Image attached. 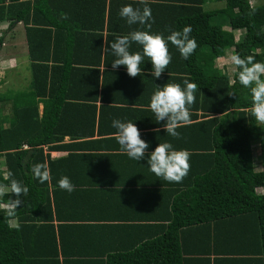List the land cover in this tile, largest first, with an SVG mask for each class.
<instances>
[{
	"label": "trees",
	"instance_id": "16d2710c",
	"mask_svg": "<svg viewBox=\"0 0 264 264\" xmlns=\"http://www.w3.org/2000/svg\"><path fill=\"white\" fill-rule=\"evenodd\" d=\"M210 2L224 6L208 10ZM127 4L143 7L139 0H0V23L25 26L32 72L27 89L0 92V157L5 165L0 188H6L0 192V264H264V126L250 115L249 88L239 84L234 71L216 63L219 54L229 55L231 49L233 55L264 63V0L256 5L250 0H148L151 32L166 36L191 25L197 48L185 60L169 43L171 61L160 78L124 72L106 96L108 72H115L106 49L110 55L116 36L143 28L129 26L119 16ZM228 26L241 36L236 39ZM130 51L142 47L133 42ZM146 58L140 66L151 71ZM118 69L126 71L125 66ZM185 79L197 88L189 121L176 129L179 135L168 136L164 122L153 118L139 127L152 129L151 147L167 140L191 153L183 186L156 177L147 162V170L139 171L141 160L140 169L132 172V189L117 190L130 198L129 215L105 216L108 223L125 222L101 225L95 215L83 216L80 209L79 214L69 200L81 189L73 166L87 163L94 170L99 164L95 157L108 155H89L87 160L88 155L73 152L80 145L64 143L65 137L74 140L108 128L104 115L109 106L98 107L97 101L118 102L128 90L151 95L165 83L183 85ZM6 107L11 113L2 116ZM124 110L129 109H123L128 115ZM129 112L128 118L138 120L134 110ZM256 144L262 170L254 162ZM51 150L69 153L53 158ZM36 163L48 165L44 183L31 172ZM8 173L27 187L26 194L12 192L10 180L4 179ZM62 176L74 185L71 193L59 188ZM114 188L97 190L107 191L102 197L107 199ZM99 207L104 212L116 206L108 201L96 204L100 212ZM158 210L161 214H154ZM220 224L229 227L225 235L218 234ZM93 242L102 245L81 250Z\"/></svg>",
	"mask_w": 264,
	"mask_h": 264
},
{
	"label": "clouds",
	"instance_id": "9594fccd",
	"mask_svg": "<svg viewBox=\"0 0 264 264\" xmlns=\"http://www.w3.org/2000/svg\"><path fill=\"white\" fill-rule=\"evenodd\" d=\"M139 3L143 5L142 8L127 4L119 9V16L129 26L140 25L143 28L133 30L127 35L116 36L114 42L110 43L109 47L115 57L111 67L116 69L119 66H125L127 74L135 77L141 75L143 69L140 65L144 57H147L151 62L150 75L158 79L171 61L169 43L179 51L182 58L187 60L196 50L197 41L195 37L190 36L191 25L171 30L166 36L159 32H151L153 17L148 0H139ZM133 42L140 45L142 51H130ZM230 64L239 84L250 90V115L254 118L256 125L264 126V63L254 61L250 55L242 58L234 54L230 57ZM196 88L195 83L185 79L183 85L165 83L162 87H157L151 95L149 108L155 117L154 121L164 122V131L168 136L177 137L179 135L176 131L177 127L189 121V108L194 102ZM111 127L116 130L114 138L120 146V151L135 161L146 159L149 171L156 177L178 183L187 175L190 168L188 150L175 148L171 142L165 140L159 142L154 150L145 156L149 142L141 138L140 131L133 120L113 119ZM31 172L40 183L49 179L46 163H36L31 168ZM10 177L11 173H8L4 179L10 180L12 192L17 196L26 194L27 187ZM58 186L69 193L74 190V185L67 176H62L58 180Z\"/></svg>",
	"mask_w": 264,
	"mask_h": 264
},
{
	"label": "crops",
	"instance_id": "0c3cea01",
	"mask_svg": "<svg viewBox=\"0 0 264 264\" xmlns=\"http://www.w3.org/2000/svg\"><path fill=\"white\" fill-rule=\"evenodd\" d=\"M7 23V22H6ZM22 23V22H19ZM8 25V23H7ZM17 25V24H16ZM16 25L14 26V28H16ZM18 26V25H17ZM1 27H4L3 25ZM8 28V27H7ZM8 28L6 33H4L2 30L0 31V44H4L5 41H7L10 44L9 40H13L15 37L21 36V40L23 42H25L26 39V30H25V26L23 28V33L22 30L20 33L17 32L13 34L12 37H10L9 40H6L8 37V35L10 33L15 32L12 29ZM25 36V38H24ZM7 37V38H6ZM5 39V40H4ZM4 40V42H3ZM15 42V40H13V43ZM8 44V45H9ZM19 43L17 44V48H18ZM104 45V44H103ZM106 47V46H105ZM109 51V50H108ZM13 52V51H12ZM23 52V51H22ZM26 54V53H25ZM97 54V53H96ZM110 55H108L107 53V49H106V57L110 58V62H112L115 57L112 54V51L109 52ZM104 46L102 49V57H101V68L104 69ZM13 58H7V60H11ZM148 63H149V59L146 58ZM16 61V59H15ZM27 66L28 68H30L31 70V62L29 59V55H28V62H27ZM147 63V64H148ZM14 65H17V61L14 63ZM109 68L112 69L111 66H109ZM143 71L141 72V74H150V71L147 68H142ZM115 70L114 74H110L108 72V78L105 80V82H107L108 84L106 85V91H108L109 93L106 94V96H109V94L111 93V91L113 90V85L115 86V84L117 83H113V81H115L116 79H119V77L127 71H122L119 70L118 68L113 69ZM111 75V76H110ZM112 80V83L111 82ZM143 86V85H142ZM144 87V86H143ZM120 89V88H119ZM132 89V88H131ZM143 89L142 92L140 93H134L132 94V90H128V95L123 99V100H119L118 102L115 100L112 101H97L96 105L99 107L101 106H109L106 107V113L104 115V118H106L105 123H106V127L108 126V128L103 132V133H99L98 131L93 135V136H88V135H79L77 137V139H72L71 136H66L64 143H72L74 145L79 144L80 147L78 149H76L75 146V150L73 152H75L76 154H86L88 155L87 160L89 159V155H108L107 157H98L96 156L95 159L97 161H99V164L97 165V167L94 170H91L89 167V164L84 163L86 165H78V166H73V170H72V176L74 177V179H78V184L79 187L81 189H79V194H75V196H73L70 200V203L72 204L73 207L78 208V213L80 214L81 211V215L83 216H91V215H95L96 217H98L99 221H95L98 222L101 225H109V224H122L125 221H118V222H114V223H108L109 221H106L105 216L112 214V215H118V219L120 218H124L123 216L129 215L126 211H130L126 206H127V201L130 200V198L124 199V195L120 193V191L117 190H122L124 188H131L132 189V185H133V179L132 178V172H134V168L135 169H140V165L141 162L143 161V168L141 167V169L139 171H144L147 169H144L146 167V159L142 160V161H138L139 165H135V160L130 159L126 154L122 153L120 151V146L118 145V143L116 142L114 136H115V129H113L111 127V122L113 119H121L122 121H126V120H132L130 118H128V115L130 114L129 110H134V113H136L135 117L138 119L135 122L138 130L140 131L141 134V138H143L144 140H146L147 142H149V148L147 149L145 155H148L149 152H151L152 150H154L153 147H151V143L150 141H153L155 139L152 138V136H150L151 132L150 130L152 129H147V128H139L140 125H144L145 123H148L147 121H149L150 119H155L153 113H148L149 111L151 112L150 108H149V104H150V97L151 95H143ZM136 94V95H135ZM123 109H129V110H124V112H128V115H124L123 114ZM100 110V109H99ZM43 111V104H39V113L42 114ZM79 111V110H78ZM150 128V127H148ZM165 138V136L163 137ZM152 139V140H151ZM83 143H86L85 146H82ZM51 154V157L53 158H57L59 156H63V155H67L69 153L68 150H51L49 152ZM191 155V153H190ZM98 157V158H97ZM103 160V161H102ZM91 161V159H90ZM88 162V161H87ZM116 172H118V174H116ZM132 179V180H131ZM184 183L180 182L177 184V186H183ZM88 186V187H86ZM114 188L112 190H110L112 193L109 198L107 199H103L102 197L104 195H107V191H101L98 193L97 188ZM86 188H90L89 190H87ZM94 188V189H93ZM93 189V190H92ZM88 191V192H87ZM92 193L95 194L94 198L91 197ZM125 193V192H122ZM99 194V195H98ZM68 200V198H66ZM108 201H112L114 203V205L116 206L115 209L111 210V211H105L102 212V207H99L100 212L95 208L96 204H101L102 202H108ZM162 202V201H161ZM76 205V206H74ZM82 205V206H81ZM122 205V206H120ZM80 206V207H78ZM92 206L94 209H92L93 211H91L90 207ZM80 209V211H79ZM75 210V209H74ZM156 213L154 214H161V211H155ZM93 213V214H92ZM104 216V217H101ZM100 217V218H99ZM117 219V218H114ZM113 219V220H114ZM12 224H16L15 221L12 222ZM115 230L118 229V231H120L121 229L119 225H115ZM226 226L227 224H220V230L218 231V234H226ZM227 228H229L227 226ZM103 232H101L102 234ZM192 236V235H191ZM102 244H98L97 243H88L86 246H82L81 250H94L97 249L98 247H101ZM206 245L205 248L208 246L207 242L204 244ZM213 258V256L211 257ZM222 262V261H221ZM227 264H230V262H226ZM188 264H206V262L204 263L203 261L201 262H196V260L190 261Z\"/></svg>",
	"mask_w": 264,
	"mask_h": 264
},
{
	"label": "rangeland",
	"instance_id": "374dc122",
	"mask_svg": "<svg viewBox=\"0 0 264 264\" xmlns=\"http://www.w3.org/2000/svg\"><path fill=\"white\" fill-rule=\"evenodd\" d=\"M262 0H250L251 4H259ZM224 6V2H210L205 5L206 9L211 10L214 8H221ZM4 27H1V26ZM9 25V24H8ZM7 23H0V31L2 30L4 33L7 31L8 27ZM18 25V26H17ZM16 28L11 27L10 29L13 28L15 32L12 31L6 38V40H9L10 37L13 36L14 33L17 34L21 32L23 33V28L24 25L23 23H17ZM9 29V30H10ZM228 31L233 33L236 37V39L241 36L242 32L239 30H234L231 27H226ZM1 36V35H0ZM13 40L15 42L13 43V40H9L10 44L3 40L4 44H0V81L2 83L0 84V92L2 91L4 94H8L10 91H17V90H25L29 87L30 81H31V76L32 72L30 68L27 66L28 62V45L27 41L23 42L20 38L21 36L16 35ZM25 38V36H24ZM18 48H17V44ZM9 44V45H8ZM13 51V52H12ZM23 51V52H22ZM26 53V54H25ZM233 55L232 49L231 53L228 55H222L219 54V57L217 58V66L220 68L225 67L226 70H231L232 66L230 64V57ZM7 58H13L11 60H7ZM17 61V65H14V63ZM2 116L3 112L4 114L11 113L9 107H6L4 110L1 111ZM258 145H254L253 151H254V162L256 164V170H262V163H261V156L260 152L258 150ZM0 168L4 169V159L3 157H0ZM6 188H0V192L2 190H5Z\"/></svg>",
	"mask_w": 264,
	"mask_h": 264
}]
</instances>
